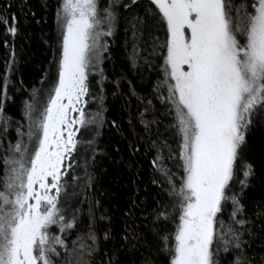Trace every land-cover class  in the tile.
I'll use <instances>...</instances> for the list:
<instances>
[{
    "label": "snow or ice",
    "instance_id": "6c2138e0",
    "mask_svg": "<svg viewBox=\"0 0 264 264\" xmlns=\"http://www.w3.org/2000/svg\"><path fill=\"white\" fill-rule=\"evenodd\" d=\"M12 7L0 10V24L14 42L19 21ZM122 17L126 59L137 74L145 66L159 69L152 92L165 109L160 116L170 117L165 133L171 141L159 130L163 121L152 99L139 114L154 150L152 183L158 188L141 211L166 264H264V254L253 248L264 241V197L245 203L254 171L249 163L239 166L251 131L264 129V0H107L103 6L100 0H58L56 38L45 40L52 58L24 102L27 131L18 124L14 144L4 114L14 99L8 95L17 63L13 43L0 85V264H70L73 254L75 264H91L86 257L99 251L94 213L91 243L78 235L70 247L69 240L79 227L78 205L91 203L90 169L105 154L98 139L108 81L103 64ZM124 78L113 81L117 88ZM138 207L126 217L134 218ZM170 222L174 229L166 231ZM103 238L115 240V233L104 230ZM123 241L106 253L107 264H122V249L136 250L135 219L126 220ZM142 264L153 261L145 256Z\"/></svg>",
    "mask_w": 264,
    "mask_h": 264
},
{
    "label": "trees",
    "instance_id": "16d2710c",
    "mask_svg": "<svg viewBox=\"0 0 264 264\" xmlns=\"http://www.w3.org/2000/svg\"><path fill=\"white\" fill-rule=\"evenodd\" d=\"M57 2L58 0H0V10L7 8L9 3L13 4L10 13H16L19 21V33L14 42L11 34L7 32V25L0 24V85L3 84L7 62L11 59L13 43L17 58L15 71L10 74L11 82L8 85V95L14 99L7 101L4 112L11 124L8 138L12 143L17 139L18 124L23 123L24 131H26V120L23 117L24 102L29 99L33 87H39L40 77L44 75L52 58V49L45 43V40L54 41L56 38ZM106 2L107 0H100L101 6ZM239 2L240 0H237V3ZM10 13L7 14L10 15ZM37 20L42 22L38 24ZM125 26V20L122 17L115 38H108L110 51L105 54L106 59L103 64L108 77L105 123L100 129L101 135L98 138L100 148L105 154L98 158L95 168L90 169L95 177L94 188L88 190V201L91 203L84 202L78 205L82 208L81 219L78 221L79 227L74 230L69 240V245L71 247V241L75 240L78 235L84 237L85 244L91 243L87 239V232L91 215L94 213L98 228L99 251L94 256L86 258L91 260V264H101L102 259L104 264H107L106 253L111 252L117 241L120 244L124 242L126 220L128 224H132L135 219V225L140 234V243L134 251H123L122 249V264H142L145 256H150L153 264H166L167 256L159 250L160 240L152 229L151 221L144 218L147 212L141 211L153 203L158 188L152 183L154 150L147 147L150 141L143 133L139 114L147 105V99H152L155 115L163 121L159 125L161 133H165L167 120L170 117L160 116L165 109L152 92L157 82L159 69L153 71L152 68L145 66L137 74L131 69L126 59ZM159 35L162 37L163 32ZM240 39L243 42L244 37L241 36ZM5 41H7V46ZM121 76L125 78L121 79L120 87L117 88L113 81ZM95 79L96 77H93V92L98 87ZM21 81H23V89L18 91ZM133 88L136 95L132 94ZM140 98L145 99L142 101ZM148 107V118L151 119L153 109L152 106ZM92 109H95L94 104ZM113 121L118 127L113 126ZM155 131L156 125H153V132ZM165 135L170 141L172 140L171 135L167 133ZM141 136H144L143 140ZM4 144L7 146L8 139H5ZM133 146L139 148V151H133ZM173 147H175L174 142ZM2 153L3 149H0V155ZM245 163L251 164L254 171L245 197V203L251 206V202L264 197V129L256 128L249 134L248 144L241 152L239 166L242 167ZM238 175L242 176V173L238 172ZM79 198L81 201L84 200L83 196ZM96 201L99 203L97 204ZM134 205L140 206L135 208V217H126V213L133 210ZM101 214L107 219H101ZM109 229L115 233V240L105 241L103 231ZM173 229L174 225L170 222L166 231ZM260 243L264 241H258L253 245L258 255L264 254V248L258 246ZM69 259L70 264H75V254Z\"/></svg>",
    "mask_w": 264,
    "mask_h": 264
},
{
    "label": "rangeland",
    "instance_id": "374dc122",
    "mask_svg": "<svg viewBox=\"0 0 264 264\" xmlns=\"http://www.w3.org/2000/svg\"><path fill=\"white\" fill-rule=\"evenodd\" d=\"M243 41H244V40H243ZM26 131H27V121H26ZM26 131H25V132H26ZM25 140H27V137H25ZM15 142H16V141H15ZM15 142H14V143H15ZM14 143H13V144H14ZM55 230H56V229H53V231H55Z\"/></svg>",
    "mask_w": 264,
    "mask_h": 264
}]
</instances>
